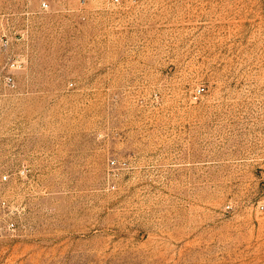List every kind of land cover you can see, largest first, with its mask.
<instances>
[{"label":"rangeland","instance_id":"1","mask_svg":"<svg viewBox=\"0 0 264 264\" xmlns=\"http://www.w3.org/2000/svg\"><path fill=\"white\" fill-rule=\"evenodd\" d=\"M0 0V264H264V0Z\"/></svg>","mask_w":264,"mask_h":264},{"label":"built area","instance_id":"2","mask_svg":"<svg viewBox=\"0 0 264 264\" xmlns=\"http://www.w3.org/2000/svg\"><path fill=\"white\" fill-rule=\"evenodd\" d=\"M116 1H118V0H116ZM48 7H49L48 1H46V0L42 1L41 8L42 9H48Z\"/></svg>","mask_w":264,"mask_h":264}]
</instances>
